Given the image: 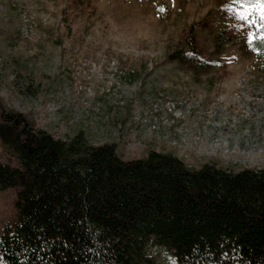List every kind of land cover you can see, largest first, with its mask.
I'll return each mask as SVG.
<instances>
[{
  "label": "rangeland",
  "instance_id": "1",
  "mask_svg": "<svg viewBox=\"0 0 264 264\" xmlns=\"http://www.w3.org/2000/svg\"><path fill=\"white\" fill-rule=\"evenodd\" d=\"M90 2L92 23L71 0H0V115L114 142L125 160L157 150L192 167H264V58L228 0ZM195 23L204 58L192 60L178 51ZM0 161L18 165L1 143ZM16 198L0 190V235ZM151 252L175 261L166 248Z\"/></svg>",
  "mask_w": 264,
  "mask_h": 264
},
{
  "label": "trees",
  "instance_id": "2",
  "mask_svg": "<svg viewBox=\"0 0 264 264\" xmlns=\"http://www.w3.org/2000/svg\"><path fill=\"white\" fill-rule=\"evenodd\" d=\"M70 6L92 23L90 0ZM71 15L64 9L69 34ZM198 24L183 58H204ZM0 143L18 160L0 161V190L17 193L0 264H167L153 247L170 264H264V167H192L157 150L125 160L114 142L56 137L22 113L0 115Z\"/></svg>",
  "mask_w": 264,
  "mask_h": 264
},
{
  "label": "snow or ice",
  "instance_id": "3",
  "mask_svg": "<svg viewBox=\"0 0 264 264\" xmlns=\"http://www.w3.org/2000/svg\"><path fill=\"white\" fill-rule=\"evenodd\" d=\"M223 7L235 13L240 21L253 27L247 34L249 47L264 51V0H228Z\"/></svg>",
  "mask_w": 264,
  "mask_h": 264
}]
</instances>
